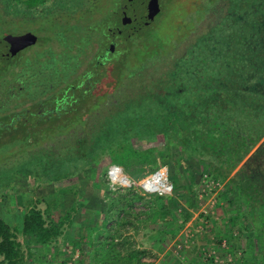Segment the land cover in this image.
Instances as JSON below:
<instances>
[{
  "label": "trees",
  "instance_id": "obj_1",
  "mask_svg": "<svg viewBox=\"0 0 264 264\" xmlns=\"http://www.w3.org/2000/svg\"><path fill=\"white\" fill-rule=\"evenodd\" d=\"M45 1L0 0V21L9 16L27 23L24 17L28 11L36 15L43 9L47 12L41 17L54 16L56 11L49 9L53 0ZM73 2L74 5L64 7L65 15L78 14L86 22H70L66 29L52 24L53 18L34 22L39 29L41 24H48L43 29L51 34L44 37L45 42L54 38L60 50H54L51 44L39 50L43 48V37H39L38 48L30 46L13 57L0 58V176H10L17 171L27 173L25 166L34 162L49 170H61L72 162L77 167L80 163L91 167L102 157L108 161L101 177L110 165H115L136 177L167 166L181 178L193 173L185 158L201 160V155L207 157L211 152L217 160L205 158L207 176H211L213 182L226 181L230 202L238 195L243 207L256 213L253 219L261 220L254 252L258 256L255 262L264 264V0H226L227 9L219 21L207 28H196L207 12L208 17L217 15V8L207 1L199 17L189 15L187 21L191 26L180 42L172 41L159 53L139 54L143 40L136 36L135 42L120 44L109 57L101 59V63L99 53L107 28L117 24L114 18L118 19V7L111 6L101 20L90 22L89 15L96 8L94 0ZM70 7L79 10L72 13ZM231 16L234 21L226 24ZM236 24H239L238 31L230 35L227 31L224 39L241 46L246 40L242 34L246 33L251 43L248 48L246 45L233 52V61L226 66L224 43L216 39L214 48L221 56L215 57L214 68L208 71L205 68L199 76L203 79L194 78V87L187 85L185 80L189 76L184 63L191 49H202L205 45L202 50L207 52V41L213 38L214 31ZM2 29L0 22V37L4 33ZM77 31L80 36L78 41H73L71 36ZM95 32L101 37L99 47L79 70ZM29 48L33 52L31 56L26 55ZM204 54L209 60L212 53ZM218 60L224 62L217 65ZM207 65L210 66L206 61ZM149 136L155 142L158 136L161 141L156 142L158 145L143 147L140 141L146 142ZM133 139L138 140L139 148L133 145ZM108 142L111 145H106ZM174 144L180 148L177 162L172 151ZM43 170L44 167L36 175L43 174ZM46 173L44 176L48 177ZM61 175L57 171L51 178L63 180ZM193 183L189 180L188 185ZM100 187H104L107 203L105 219L92 246L93 262L151 264L141 261L146 251L126 249L128 237L119 243L115 236L126 226L136 229L139 225L136 227L135 223L161 220L163 215L158 209L163 208L165 198L133 190L122 197L104 180ZM136 201H140L145 211H133ZM36 203L37 200L26 208L21 232L31 241L46 245L61 234L75 208L66 209L56 223L47 221ZM257 208H263V214ZM164 209L166 221L171 222L174 213L168 214ZM142 214L143 220L140 219ZM181 216L185 223L191 214L186 211ZM28 251L31 255L34 253L33 249ZM24 257L15 229L0 217V264H23Z\"/></svg>",
  "mask_w": 264,
  "mask_h": 264
},
{
  "label": "rangeland",
  "instance_id": "obj_2",
  "mask_svg": "<svg viewBox=\"0 0 264 264\" xmlns=\"http://www.w3.org/2000/svg\"><path fill=\"white\" fill-rule=\"evenodd\" d=\"M119 1L94 0L96 8L89 15L88 21L101 20L105 16L106 11L115 5V3V6H117ZM160 1L162 10L149 24L150 26L141 27L134 34V38L128 42H126L128 39L122 41V38L117 37L119 44L126 45L127 43H133L135 42V37L138 36L143 40L142 48L138 51L139 54H146L148 52L159 53L169 47L172 41L178 40L180 42L181 39L183 40V36L187 34V30L191 26V23L187 21L189 15L196 18L199 17L201 9L204 5H207V1H211L212 6L217 8V15L208 17L206 15H209V13L205 12V18H203L202 23L198 22L196 24V28L202 26L207 28L216 21H219L227 9L226 0ZM68 4L74 5L73 0H53L49 6L51 11H57V15H50L47 18H53L52 24L56 26L61 25L62 29H66V26L70 22L78 21V24L86 22L78 14L73 17L66 16L65 12L67 10L64 7ZM78 10L77 7H70L69 11L73 13ZM46 12L47 10L43 9L37 11L36 15H31L28 11V15L24 17L28 20L27 23L19 22V18H15V21L11 19L12 17L4 16L0 21L3 26V34L25 32L27 30L33 31L32 28H35L36 31L33 32L37 34L38 40L39 37H43L41 40L43 48H38L37 43L33 45V48L36 45L35 48L43 50L51 44L54 50H60L58 42L54 38L48 39L45 42L44 37L47 34H51L46 29H43L48 24H41L42 28H40V31V26L34 23L43 20L44 17L41 16L46 15ZM39 15L40 18L36 17ZM47 18L44 19L47 20ZM232 18L233 16L230 17L229 22L226 24H230L231 21L233 22ZM114 19L116 22H119L116 17ZM238 25L236 24L234 25L235 27L229 29L214 31L215 33L212 34L213 38H209L207 41V48L209 49H206L207 52L202 50L205 45H202V49L194 47L191 49L184 63V70L186 71V75L189 76L188 80H185L187 85L190 87L195 85V81L192 82V80L194 78L198 79L201 73L205 71V68L207 71L214 68L216 64L214 61L215 57L217 59L221 56L216 52L217 49L214 48L216 39L222 44L224 43L223 51L227 57L225 61L226 66L231 65L233 61L231 55H233V52L239 50L240 47L246 48V45L248 48L251 43L246 33L242 34L246 40L242 42L241 46L235 44V42L233 43L232 40L224 39L226 33L229 32L228 35H230L238 31L236 28ZM79 36L80 33L78 31L74 32L71 39L76 41ZM100 40L99 32L91 35L85 54H83L84 60L82 66L79 70L83 69L86 61L96 52ZM180 46H182L181 43ZM72 51L75 53L74 48ZM204 53H212L209 55L211 56L209 60L207 57L205 58ZM32 54V49L29 48L26 55L31 56ZM206 61L210 66L207 65L206 67ZM219 61L217 65L224 62L219 63ZM199 79H203V77ZM198 83L197 88L200 86L199 81ZM138 108H142V106ZM147 138L146 142L140 141L143 147H152L158 145L156 142L161 141L158 136L156 137V142L150 136ZM137 141L133 139L132 143L135 147L139 148ZM106 145L111 144L108 142ZM179 149V145L176 144L172 147L176 162L179 158ZM209 153L211 155L206 154L207 157L201 155V160L185 158V161L188 162L187 164L193 172L190 173L191 178H189V175L178 178V174L172 173L165 166V180L163 183H158L162 187L163 193L161 195L146 194L138 186V183L152 172L147 176L136 177L125 173L122 169L129 183L123 189L117 190L118 194L124 197L128 190H133L147 196H162L165 198V201L162 202L164 203L162 207L167 209L168 214H170V211L174 214L170 218L171 222L170 220L166 221L168 220L165 215L167 214L166 210L159 208L158 210L163 215L160 218L161 220L156 223H151L148 220L143 223H135L136 227L139 225V228L136 229L130 225L126 226L120 229L119 236H115L116 241L122 243V241H125V237H128V240L125 242L126 249L146 251L142 255L141 261L150 262L151 264H164V262L165 264H258L255 262L258 256L254 252V250L257 251L254 244L257 241L256 234L258 231L256 230L261 220L253 219L256 213H253L251 208L247 209L243 207L244 204L238 195L231 200L233 202H230V196H228L229 193L226 190V181H218V184H216L210 178L211 176H207L209 175V171L207 172L208 167L205 158L213 160V162L217 160L211 152ZM107 161V158L101 157L91 167H87L80 162V166L77 167L72 162L66 164L65 168L61 170L57 168L49 170L47 167L38 166V163L34 162L28 163L25 166L26 170H29L27 173L17 171L10 176H0V217L15 229L17 239L24 250L25 257L23 264H96L92 260L94 255V248L92 246L97 232L101 228L102 221L105 219L104 208L107 198L104 196V187H100V183L103 180L108 183V179L107 174L101 177L100 173L107 165ZM172 165L175 166L176 164L173 163ZM42 167H44L43 171L45 172L36 175ZM57 171L60 175L65 174L67 177L64 178L61 175L64 178L63 180H54L51 177ZM44 173L48 177H45ZM189 180H193L194 183L188 185ZM35 200H37L36 205L42 210L45 219L56 223L59 216L63 215L66 209L75 208L69 217L70 221H66L63 225L61 234L55 241L46 245L31 241L29 236L21 232L23 214L26 212V208ZM257 210L261 209L257 208ZM133 211L140 213L141 211H145V207L142 206L140 201H136L134 202ZM186 211H189L191 216L184 223L181 214ZM262 212L263 208L261 214H263ZM140 219H145L143 214L140 216ZM97 226H99L98 229ZM88 240L89 242L91 241V244L87 243ZM28 249H33L34 253L31 255Z\"/></svg>",
  "mask_w": 264,
  "mask_h": 264
},
{
  "label": "flooded vegetation",
  "instance_id": "obj_3",
  "mask_svg": "<svg viewBox=\"0 0 264 264\" xmlns=\"http://www.w3.org/2000/svg\"><path fill=\"white\" fill-rule=\"evenodd\" d=\"M152 2L159 7V11L157 12V14H155L153 16V20H154L155 17L162 10V4H161V1L160 0H137V3H136L137 8H135L132 5V3H131L130 0H120L119 1L118 5H117L118 9L116 10L117 15H118V21L119 22H117V24L114 25L112 28H110V27H109L110 29L107 28L108 30L106 31L107 33H106V38L104 39V45H103L102 49L100 50L101 52L99 53V55H100V59H99L100 63L102 62L101 59H103L105 57H109V55L111 53H114L116 51V48L120 45L118 43L119 41H117V37L122 38V41H123L125 39H129V38L133 37L134 34L136 33L135 32L133 35L127 37V36L122 35V34H117V33L112 34L113 31H110V30L111 29H114V28H120L121 26L125 25L126 24V21L124 19L125 17H130V18L133 17L134 18V16L141 15V13H143V14L147 13L148 10H150L151 8H153L152 5H151ZM45 3H49V0H46ZM115 5H116V3H115ZM56 13H57V11H56ZM143 26H147V24H143L141 27H143ZM141 27H139L138 30ZM26 32H32V33H34L33 31H30V30L29 31L27 30L25 32H17V33H5V34H3L0 37V39L3 38L6 35H9V34L12 35V36H16V35H20V34H23V33H26ZM35 35L37 36V34H35ZM37 42H38V36H37V40H36V42L34 44H36ZM111 43H114V50L113 51H111L109 49ZM34 44H31V45L26 46L24 48L17 49L18 48L17 45H13L11 42H7V44H4L3 45V52L4 51H9L11 53V55H9V57H13L14 55H17L18 53H20L24 49H26V48H28L30 46H33ZM106 51H108V52H106Z\"/></svg>",
  "mask_w": 264,
  "mask_h": 264
},
{
  "label": "water",
  "instance_id": "obj_4",
  "mask_svg": "<svg viewBox=\"0 0 264 264\" xmlns=\"http://www.w3.org/2000/svg\"><path fill=\"white\" fill-rule=\"evenodd\" d=\"M130 1L132 5L135 8H137L136 5L137 0H130ZM151 5L153 8L148 10L147 13L145 14L141 13V15L134 16V18L125 17L124 19L126 21V24L121 26L120 28L111 29L110 31H113L112 34L117 33L128 37L133 35L135 32H137L138 28L141 27L143 24H147V25L151 24V22L153 21V16L157 14V12L159 11V7L155 5L153 2L151 3ZM36 40H37V36L32 32H26L16 36H12L10 34L6 35L0 39V58H7L9 57V55H11L9 51L3 52V45L7 44V42H11L13 45H17L18 46L17 49H20L29 46L31 44H34ZM109 49L111 51L114 50V43L110 44Z\"/></svg>",
  "mask_w": 264,
  "mask_h": 264
},
{
  "label": "built area",
  "instance_id": "obj_5",
  "mask_svg": "<svg viewBox=\"0 0 264 264\" xmlns=\"http://www.w3.org/2000/svg\"><path fill=\"white\" fill-rule=\"evenodd\" d=\"M166 171V167L163 166L156 171L152 172L146 178L138 183V186L141 190H143L146 194H159L161 195L163 191L161 190V186L158 183H163L165 180L164 174ZM107 179L109 187L112 190H119L126 187L129 183L127 176H125L122 169L118 166H110L107 170ZM218 184V182H216Z\"/></svg>",
  "mask_w": 264,
  "mask_h": 264
},
{
  "label": "crops",
  "instance_id": "obj_6",
  "mask_svg": "<svg viewBox=\"0 0 264 264\" xmlns=\"http://www.w3.org/2000/svg\"><path fill=\"white\" fill-rule=\"evenodd\" d=\"M190 230V229H189ZM164 264H165V262H164Z\"/></svg>",
  "mask_w": 264,
  "mask_h": 264
}]
</instances>
